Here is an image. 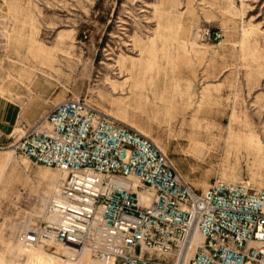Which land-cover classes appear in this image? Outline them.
I'll return each instance as SVG.
<instances>
[{
    "label": "rangeland",
    "instance_id": "obj_1",
    "mask_svg": "<svg viewBox=\"0 0 264 264\" xmlns=\"http://www.w3.org/2000/svg\"><path fill=\"white\" fill-rule=\"evenodd\" d=\"M0 95L32 123L78 96L148 136L194 187L264 190V0H0ZM0 143V264H102L16 235L59 176ZM174 255L167 264H189Z\"/></svg>",
    "mask_w": 264,
    "mask_h": 264
},
{
    "label": "built area",
    "instance_id": "obj_2",
    "mask_svg": "<svg viewBox=\"0 0 264 264\" xmlns=\"http://www.w3.org/2000/svg\"><path fill=\"white\" fill-rule=\"evenodd\" d=\"M13 147L63 176L47 216L17 233L28 246L55 244L103 264H264V190L214 179L194 188L140 131L78 96L52 103Z\"/></svg>",
    "mask_w": 264,
    "mask_h": 264
},
{
    "label": "crops",
    "instance_id": "obj_3",
    "mask_svg": "<svg viewBox=\"0 0 264 264\" xmlns=\"http://www.w3.org/2000/svg\"><path fill=\"white\" fill-rule=\"evenodd\" d=\"M16 105L11 100L0 95V143H9L13 139L10 136L13 135V130L16 125L23 128L30 124L26 121L18 120V113L16 112Z\"/></svg>",
    "mask_w": 264,
    "mask_h": 264
},
{
    "label": "bare ground",
    "instance_id": "obj_4",
    "mask_svg": "<svg viewBox=\"0 0 264 264\" xmlns=\"http://www.w3.org/2000/svg\"><path fill=\"white\" fill-rule=\"evenodd\" d=\"M60 176H63V173H61V172H59V176L58 177H60ZM57 177V178H58ZM56 178V179H57ZM55 179V180H56ZM54 182V181H53ZM52 187H53V183L51 184V187H50V190L52 189ZM46 217H48L47 215H46ZM197 235L196 234H194L193 235V237H192V239H191V244H190V246H189V249H188V251L190 250V251H192L193 250V247H194V243L196 242V240H197ZM26 246H28V245H26ZM28 247H31V246H28ZM69 251V250H68ZM69 252H71V260H77V259H79L81 256H84V255H86V252H84V251H81V252H79V253H75V252H73V251H69ZM87 256V255H86ZM88 257V256H87ZM185 260V258L183 259V261ZM103 264V263H102Z\"/></svg>",
    "mask_w": 264,
    "mask_h": 264
}]
</instances>
